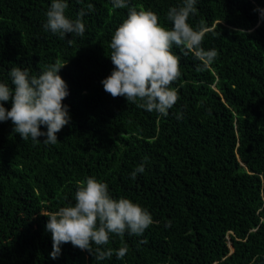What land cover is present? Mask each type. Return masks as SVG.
<instances>
[{"label": "trees", "instance_id": "16d2710c", "mask_svg": "<svg viewBox=\"0 0 264 264\" xmlns=\"http://www.w3.org/2000/svg\"><path fill=\"white\" fill-rule=\"evenodd\" d=\"M51 3L0 0V82L12 86L13 67L39 76L66 64L59 74L71 117L55 145L46 136L25 141L11 120L0 121V264H264V0H197L188 23L207 29L202 47L218 55L197 71L201 62L173 46L181 76L167 117L113 98L102 81L114 70L109 45L129 8L153 11L171 29L167 11L182 0H127L124 9L67 0L70 19L93 9L84 36L65 38L43 27ZM88 177L142 206L153 223L142 236L110 235L105 250L126 247L121 260L95 261L71 243L52 259L45 215L74 205Z\"/></svg>", "mask_w": 264, "mask_h": 264}, {"label": "clouds", "instance_id": "9594fccd", "mask_svg": "<svg viewBox=\"0 0 264 264\" xmlns=\"http://www.w3.org/2000/svg\"><path fill=\"white\" fill-rule=\"evenodd\" d=\"M196 4L197 0H182L181 6L171 7L166 14V20L173 25L171 29L162 26L153 11L129 8L127 18L110 41L109 57L114 70L102 81L104 90L113 98L125 97L128 103L167 117L178 101L171 85L181 76L180 59L173 54V46L180 48L185 56L191 53L201 62L197 71L207 69L218 55L215 49L202 47L207 29L202 25L194 29L188 23L190 15L197 12ZM112 6L129 7L127 0H112ZM68 7L67 0H52L43 27L60 38L68 34L83 37V18L92 11L93 5L88 4L87 11L82 8L74 20L66 15ZM259 11L264 18V9ZM68 43L71 45L73 40L69 39ZM65 65L57 61L46 66L39 76H30L26 69L13 67L8 73L12 86L0 82V121L11 120L14 132L23 140L31 138L40 142L38 138L46 136L43 143L55 145L57 133L70 122L69 108L63 103L69 95L68 85L59 74ZM9 100L12 101L10 110L4 107ZM180 118L178 115L177 119ZM42 125L46 126V132L41 131ZM144 170V164L139 165L130 174L131 179L135 180ZM74 199V205L45 215L49 218L45 228L53 240L52 259L59 257L62 244L71 243L88 251L95 261L110 259L113 254L121 260L127 253L126 247L115 252L110 248L105 250L110 235L142 236L153 223L146 209L128 198H113L108 185L95 177L79 184ZM166 226L170 227V222Z\"/></svg>", "mask_w": 264, "mask_h": 264}]
</instances>
